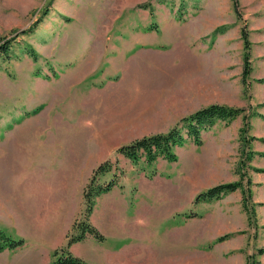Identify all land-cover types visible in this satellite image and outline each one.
<instances>
[{"label":"rangeland","instance_id":"obj_1","mask_svg":"<svg viewBox=\"0 0 264 264\" xmlns=\"http://www.w3.org/2000/svg\"><path fill=\"white\" fill-rule=\"evenodd\" d=\"M238 10L242 20L232 0H0V44L13 40L0 59V228L24 239L0 252V264H51L75 204L66 235L78 233L84 189L106 160L112 169L99 182L117 180L118 226L165 264H248L264 247V107L248 125L245 167L242 116L203 130L199 144L188 138L176 161L135 164L117 151L212 103H264V0H239ZM240 180L246 194L196 199ZM113 220L90 217L111 243Z\"/></svg>","mask_w":264,"mask_h":264},{"label":"trees","instance_id":"obj_2","mask_svg":"<svg viewBox=\"0 0 264 264\" xmlns=\"http://www.w3.org/2000/svg\"><path fill=\"white\" fill-rule=\"evenodd\" d=\"M232 1L235 11L238 15V19L242 20V13L238 10L239 0ZM46 13L47 12H45V14ZM40 20L41 18L34 22L33 26H31L29 30H23L22 33L26 34L31 32L40 22ZM241 36L246 50L245 62L248 63L249 66L250 56L248 53L250 52L251 44L247 22H244V25L241 28ZM12 41V39H9L0 44V59L10 56V52L12 50ZM27 51L31 56H37V52L33 47H28ZM261 106L264 107V103H261L258 106H251L249 108L212 103L188 114L187 116H184L181 118L179 124L167 132L154 133L138 138L128 144L121 145L117 151L135 164L142 159H144V161L149 164L153 163L158 158H164L168 161H176V148L183 145L188 138H191L195 143L199 144L202 140L201 133L203 130L212 127L218 121H232L239 116H242L243 120L245 121L244 126L241 128V140L243 142L242 156H245V158H242L241 165L245 167L247 166L246 161H251L254 156L252 150L250 149L251 139L247 137L248 125L252 117L259 115V112H257L256 109ZM185 128L186 131H184ZM111 169V162L106 160L93 171L92 177L84 189V199L86 205L84 212L85 219L75 222V224L79 223L78 233L68 235L67 243L61 248H57L53 252V261L51 264H86L82 258L76 256L71 251V245L75 242L82 241L87 237V235H92L98 240L105 239V236L99 231V229L91 223L90 217L94 210L97 197L110 191L114 186L117 185L116 179L110 180L107 183L99 182L100 176L111 171ZM259 171L264 172V168L260 169ZM242 179H244V177H242ZM247 183L250 184L249 179L247 180ZM238 189H241L246 194L247 190L244 187L242 180L225 182L213 186L203 192H200L196 199L211 200L221 198L222 196ZM250 193L247 197H243V208L248 214L249 221L252 223L254 217H256V210L255 206L251 203L250 197L252 194ZM23 244V238L17 239L6 235L5 232L0 228V252L5 249H17ZM257 255H264V247L259 248L256 255L249 257L248 264H259V260L256 259Z\"/></svg>","mask_w":264,"mask_h":264},{"label":"crops","instance_id":"obj_3","mask_svg":"<svg viewBox=\"0 0 264 264\" xmlns=\"http://www.w3.org/2000/svg\"><path fill=\"white\" fill-rule=\"evenodd\" d=\"M130 90L131 91L127 92L129 94V97H132L136 89L132 88ZM132 103L133 100H130L129 105L133 106ZM129 139L132 140L133 138L130 137ZM117 189V186H114L110 191L100 195L91 216L94 224H97L96 218L99 217V214L101 216H105L106 220L115 217L116 220H113L115 228L111 233L114 241L112 243L108 241L109 235L104 233V224L103 222H101L100 229H98L105 236L104 240H98L92 235H87V237L82 241L73 243L70 247L71 251L76 256L82 258L86 264H165V261L162 257L158 258L156 256V252L158 249L157 247L148 245L146 243H141L140 240L138 241L136 239L137 236L135 235L134 231H132L134 229H123L121 228L122 223H120L121 227L118 226V218L117 215H114L115 212H113V210L118 212L122 210L121 204L118 203L122 198L120 197L119 199L117 197ZM114 191L115 194H113ZM107 196L115 197V203H111L112 197H110V200L106 202L104 199ZM107 203H109V206ZM82 206H80V204H77L76 206L75 204L74 212L70 217V222L78 211L81 212ZM69 224L66 231L64 232L65 237L61 238L59 241H55L50 254H52L55 249L66 243V234ZM126 225L130 226L129 224ZM48 261L52 262L53 260L51 261V259H49L48 257Z\"/></svg>","mask_w":264,"mask_h":264}]
</instances>
